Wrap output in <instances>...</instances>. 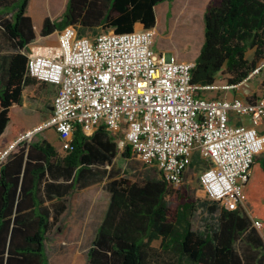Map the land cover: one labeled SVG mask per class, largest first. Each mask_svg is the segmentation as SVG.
<instances>
[{
	"label": "trees",
	"instance_id": "obj_1",
	"mask_svg": "<svg viewBox=\"0 0 264 264\" xmlns=\"http://www.w3.org/2000/svg\"><path fill=\"white\" fill-rule=\"evenodd\" d=\"M30 1L0 0V26L13 48L0 56V152L26 131L12 108L21 104L29 80H37L27 71L26 51L36 39ZM166 1L172 0H67L61 18L44 20L41 36L68 26L80 37L86 36L81 29L117 34L133 32L137 24L154 29L155 8ZM204 22L192 82L216 84L223 73L229 84L242 83L264 59V0H209ZM249 48L255 50L251 61ZM116 150L104 128L89 136L78 128L65 156L45 139L18 145L0 164V264H49L47 237L67 210V200L47 202L102 182L107 170L99 167L110 163ZM129 154L128 146L123 156ZM109 179L110 203L87 264H264L263 157L256 158L236 210L196 197L184 184L175 187L162 176L134 181L112 170ZM200 210L207 218L195 228Z\"/></svg>",
	"mask_w": 264,
	"mask_h": 264
},
{
	"label": "built area",
	"instance_id": "obj_2",
	"mask_svg": "<svg viewBox=\"0 0 264 264\" xmlns=\"http://www.w3.org/2000/svg\"><path fill=\"white\" fill-rule=\"evenodd\" d=\"M154 39V29L80 37L68 26L57 45L29 46L28 75L58 90L50 116L8 144L0 164L46 131L70 151L78 128L89 136L104 127L123 131L120 147L129 146L134 158L175 187L198 154L208 164L199 177L205 196L236 210L255 160L264 154V95L250 101L205 93L239 89L264 71V59L240 84L202 86L192 82L194 62L157 53Z\"/></svg>",
	"mask_w": 264,
	"mask_h": 264
},
{
	"label": "rangeland",
	"instance_id": "obj_3",
	"mask_svg": "<svg viewBox=\"0 0 264 264\" xmlns=\"http://www.w3.org/2000/svg\"><path fill=\"white\" fill-rule=\"evenodd\" d=\"M38 1V0H37ZM36 0H31L28 6V14L35 17V12L41 16L46 15L53 20L61 18L65 11L67 0H61L56 3V0H39V8L36 6ZM208 0H177L175 2L176 12L170 14L168 19L162 22L159 31L155 36L153 49L157 53L171 54L178 60L192 61L197 53H199L204 43V12ZM206 3V4H205ZM82 33L88 37H95L101 32H106L104 28H99L94 31L82 30ZM111 31V30H110ZM37 37L41 35L40 30L36 31ZM42 45L37 40L30 44ZM13 51L10 42L3 34L0 26V56H6ZM255 50L249 48L246 53L248 60H253ZM227 76L223 73L218 74L216 84L225 85ZM244 97L263 96L264 95V71L253 78L251 81L240 85L239 89L232 91ZM226 95L224 91L206 92L208 98H213L218 95ZM29 124L34 123V117L31 118ZM57 134L53 130L46 131L37 135L33 142L41 139H48L57 149H60ZM32 142V143H33ZM64 153V152H63ZM207 163L198 155L193 157V163L187 171L184 185L187 189L193 191L196 197L207 199L202 191L199 177L207 167ZM133 167L138 168V172L132 170ZM122 168L128 174L131 180L140 181L144 179H160L161 174L155 167L142 166L137 161L123 162ZM147 168V169H145ZM89 193V194H88ZM88 197L95 198L97 201L93 205L90 214L87 211L90 206ZM78 200V201H77ZM108 194L103 185H97L85 193H76L69 200V208L61 217L58 223L51 229L46 241V252L49 259V264H87V252L92 245L96 230L97 217L101 216L107 205ZM207 218V214L200 210L195 219V228L201 226L203 219ZM156 246L159 242L154 243Z\"/></svg>",
	"mask_w": 264,
	"mask_h": 264
},
{
	"label": "crops",
	"instance_id": "obj_4",
	"mask_svg": "<svg viewBox=\"0 0 264 264\" xmlns=\"http://www.w3.org/2000/svg\"><path fill=\"white\" fill-rule=\"evenodd\" d=\"M177 0H172V1H166L163 3H160L159 5L156 6L155 8V12H156V19H157V23H156V27L154 28L155 30V36L159 31V27L161 26L162 22H164L166 19H168V17L170 16V14H173L174 12H176V7H175V2ZM200 2H202V0H198ZM58 2H61V0H56L57 4ZM207 3L209 2L206 1ZM206 4V3H205ZM34 15H36V19L35 17H32L33 19V26H34V31H35V35H36V39L34 41L39 40L43 46H47V45H57L58 44V34L59 31H56L55 33H53L52 35H49L47 37H43L40 35V37H37L36 31L40 30V32L42 31L43 28V23L44 20L49 17V16H45V17H40L41 15L38 12H35ZM52 19V18H51ZM143 26L141 24H137L136 25V29H142ZM199 53H197L195 55V57L193 58L192 61L190 62H195V59L197 58ZM183 61V60H181ZM57 90L58 88L54 85L48 84V83H44V82H40L37 80H33L30 79L29 82L27 83V86L25 88V91L23 93V98H22V102L20 105H15L12 108L13 114L22 121V123L25 125L26 127V131L27 130H31L32 128H34L35 126H37L40 122H42L44 119H46L48 116H50L51 112H52V108H53V101L54 98L57 94ZM225 92V91H224ZM232 93V91L226 92V95H218V97H230V94ZM217 97V96H216ZM234 97H241V98H248V97H244L238 94V92L236 94H232L231 98ZM230 98V99H231ZM34 117V123L29 124L28 122H30L31 118ZM246 124H250L249 120H245ZM104 128V127H101ZM99 128V129H101ZM98 129V130H99ZM105 129V128H104ZM261 131H264V126L260 128ZM105 131L107 132V135L109 138L112 139L113 142L116 143L117 146V150L115 153V157L112 159V161L110 163H106L104 166H100V169L103 170H107V173L104 175V180L102 182H98L95 184H92L86 188L83 189H79L76 188L71 195H68L67 197H65L64 199H59V197L55 196L53 197V199H51V201H48L47 203H54V202H58V201H66L67 204V210H68V206H69V200L71 199V197L76 194V193H85L89 190H91L93 187L97 186V185H103L105 188V191L108 194V201H107V205L104 209V212L102 213L101 216H98L96 219V229L97 227L100 225V223L102 222L105 213L108 209L109 203H110V193L108 192L106 185L109 182V173L113 170L118 171L119 172V176L121 175H125L126 177L128 176V174L126 173V171L122 168V163L123 162H132V161H137L139 162L136 158H134L133 153L131 151L130 148V154L128 157H124V151L125 149L128 147H120L119 142L121 139H123L124 137V132H119L117 134H112L111 132L107 131L105 129ZM96 132V131H95ZM15 140V139H14ZM13 140V141H14ZM47 140L56 150V152L60 155V156H65L67 154V152L63 149L62 147V142L61 140L58 138L59 140V144L61 146L60 149H57L55 147L54 144H52L48 139ZM12 141V142H13ZM64 152V153H63ZM258 157H263L264 158V154L260 155ZM257 157V158H258ZM141 163V162H139ZM142 166H144L142 164ZM145 167V166H144ZM147 169V168H145ZM132 170L138 172V168L133 167ZM129 178V177H127ZM130 179V178H129ZM89 194V193H88ZM78 201V200H77ZM96 199L95 198H90L88 197V202L90 203V206H92L91 208H89V210L87 211V214L89 215L91 212V209H93V205L94 203H96ZM67 210L65 211V213L67 212ZM64 213V214H65ZM63 214V215H64ZM63 215L61 217H63ZM60 217V218H61ZM96 232V230H95ZM95 236V234H94Z\"/></svg>",
	"mask_w": 264,
	"mask_h": 264
}]
</instances>
